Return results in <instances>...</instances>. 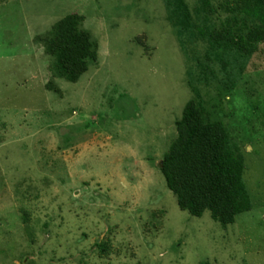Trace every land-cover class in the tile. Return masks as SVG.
Returning <instances> with one entry per match:
<instances>
[{
	"label": "rangeland",
	"instance_id": "obj_1",
	"mask_svg": "<svg viewBox=\"0 0 264 264\" xmlns=\"http://www.w3.org/2000/svg\"><path fill=\"white\" fill-rule=\"evenodd\" d=\"M184 1L181 33L167 0H0V264H264V41L222 54L198 30L232 0ZM69 14L98 54L75 82L46 47ZM192 100L245 160L231 224L183 210L160 169Z\"/></svg>",
	"mask_w": 264,
	"mask_h": 264
},
{
	"label": "trees",
	"instance_id": "obj_2",
	"mask_svg": "<svg viewBox=\"0 0 264 264\" xmlns=\"http://www.w3.org/2000/svg\"><path fill=\"white\" fill-rule=\"evenodd\" d=\"M167 1L181 33L196 28L184 0ZM227 8L233 16L220 29L198 31L212 48L223 49L222 54L229 50L252 54L258 42L264 41V0H232ZM82 21L81 15H67L46 40L60 76L72 82L89 69L90 59L98 58L90 34L80 28ZM177 129L178 137L160 163L168 188L179 206L192 215L202 216L208 210L223 225L234 223L239 214L252 208V201L243 178V154L232 143L224 122L206 121L203 107L192 100L177 121Z\"/></svg>",
	"mask_w": 264,
	"mask_h": 264
}]
</instances>
